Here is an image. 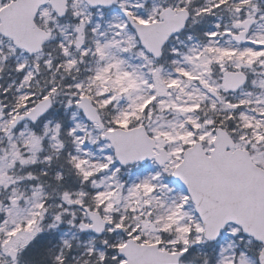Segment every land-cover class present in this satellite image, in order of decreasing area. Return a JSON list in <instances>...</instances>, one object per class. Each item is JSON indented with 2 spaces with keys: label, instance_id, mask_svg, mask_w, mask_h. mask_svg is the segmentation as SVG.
I'll list each match as a JSON object with an SVG mask.
<instances>
[{
  "label": "snow or ice",
  "instance_id": "snow-or-ice-1",
  "mask_svg": "<svg viewBox=\"0 0 264 264\" xmlns=\"http://www.w3.org/2000/svg\"><path fill=\"white\" fill-rule=\"evenodd\" d=\"M0 264H264V0H0Z\"/></svg>",
  "mask_w": 264,
  "mask_h": 264
}]
</instances>
